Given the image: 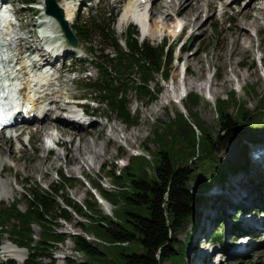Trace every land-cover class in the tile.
<instances>
[{"label": "rangeland", "instance_id": "1", "mask_svg": "<svg viewBox=\"0 0 264 264\" xmlns=\"http://www.w3.org/2000/svg\"><path fill=\"white\" fill-rule=\"evenodd\" d=\"M54 1L59 7L65 3V0ZM131 1L71 0L69 2L70 11L68 15L69 18L73 17V20L69 27L74 23L77 16L80 20H87L91 17H96L97 19L108 18L111 29L123 44L122 33L129 24H132L131 19L126 20L124 25L120 24L123 22L125 9L130 5ZM189 1H192L194 6L199 5L201 7V16L198 19H196V13L183 11L189 9ZM200 1H202L201 4L196 0H185L181 7V11L184 13L179 15V17L175 10V0H150L147 6L139 10L138 13L144 23L141 21L143 25L138 26L133 24L138 30L139 42L147 41L151 45L157 46L162 44L163 41L174 44L175 39L178 38V40L167 81H160L158 76L154 82L150 83L151 87H157L160 90L157 100L152 102L139 101L136 99L134 91L128 93V107L133 116L136 117L135 125L129 127L102 107L98 108V113H105V115L101 114L100 117L97 115V117L91 119L93 122L92 126L76 127L61 120H54L58 115L61 116V112L68 110L63 107L65 102L81 101L91 96V90L85 87L86 84H90L97 77L91 60L93 56H100L101 49L108 44H105L99 37L93 36V43L90 45V48L95 51L93 56L88 53L89 46L83 43H78L77 48H69L63 38L59 24L57 25L56 22L52 24V32L58 36L59 43L62 44H58L61 56L55 62L51 59L50 63H52L53 67L52 65H47V68L51 66V71L56 70L53 78L56 79L61 76L58 81L54 79L55 85L52 90L58 92L56 102H59V104L57 105L65 108V110H58L56 105H53L54 111L50 113L51 119H48L47 122L45 121L46 123L35 122L23 126L26 131L22 136V141H18L15 138L7 141V135L0 133V160L3 168L0 174V192L3 194L0 195V202L9 204L14 200L21 201L22 187L25 186L26 182L47 189L49 185L57 183L56 173H62L65 177L72 180L70 187L65 189V193L71 200L82 205L85 200H88V193L90 192L96 201V210H99L101 216L108 217L113 221L123 222L120 216V213H122L120 205L113 206L109 202L99 199V194L95 193L84 179L90 177L108 191H119V185L112 186L111 183L113 182L108 179L107 173L111 169L119 172L127 165L128 160L134 156L145 159L146 163L144 162L145 164L142 166V173L148 178L151 177L159 152L171 148L170 146L168 147V144H162L161 141L157 140L158 135L164 133L166 125L171 126L170 131L177 132L174 123L177 125L178 122L179 124L180 115L184 123L195 132V138L200 137L196 124L186 111V107H188L186 96L194 93L200 97L195 107L193 106L192 111L202 121V126L207 128L212 136L215 137L219 131L215 101L218 99L219 101H228L230 103L228 95L233 92L237 104L244 106V109L249 112L255 111L251 126L243 131L241 138L232 140L217 155V160L221 166L228 167L231 165L236 168V171L234 170L233 174L228 173L223 182L209 180V185L206 183L208 187L202 190L200 200L194 208L193 226L195 227L192 229L191 223H188L185 231L178 236V239L186 248V264H200L198 261L199 256L204 251L207 253L215 251L213 254L214 260L206 259L205 263L220 264V257H223L221 264H264V232L253 233L247 251L243 253L244 257H236L237 255H235L237 259L234 256L231 258L226 253L230 252V248L236 246V243H233L229 247L235 235V233L231 232L230 226L234 223V218L237 216L234 209L229 207L231 204L236 206L245 201L246 194L242 199V195L239 193L241 191L240 187H243L251 197L258 199V201L254 202L255 204L264 202V198H258L259 193L256 187L251 188L250 194L247 186L254 185L255 180H251L253 177L260 178L261 180L256 181H263L261 194L264 197V178L259 177V174L253 175L257 171L256 166L262 160L259 157L256 160L260 159V161L255 163L249 161L247 155L250 149L248 145L254 143L261 146L264 143V109L258 110L259 100L264 98V26L260 31L249 29L250 19L255 12L252 10L251 16L250 14L247 16L243 14L254 0H241L238 5L232 3L234 0H213L210 1L212 2L210 7H208L209 0ZM261 2L264 8V0ZM255 6L257 7V4ZM13 11L18 17V25L25 26L24 31L19 32V35L28 39L24 46L30 49H32L33 45V48L36 47L37 36L40 38V35L35 27L44 20L43 15L45 16L43 0H37L32 11L22 8L19 4L13 7ZM164 12H168L167 15H170V19L163 16L162 13ZM154 13L157 15L155 16ZM236 24L244 26L245 31L251 36L252 43L247 46L245 51L241 50L231 58V43L239 33L235 30ZM177 26H184L182 33L177 32ZM41 47L42 42L37 46L38 51L36 50L37 54L33 55L34 58L40 54ZM105 53H112L111 48H107ZM71 57L75 58L72 66L70 65ZM81 57L83 58L82 60H80ZM199 60L202 61V64H200ZM230 60H232V65ZM232 68L241 77L240 80L231 73ZM70 71H76V73L84 71V73L79 79H74L75 77L71 75ZM229 76L232 79L231 83H227ZM186 81H189L192 86L187 87L184 84ZM202 85L206 86V89L201 90L198 88V86ZM211 88L214 93H210L209 89ZM170 91H172L171 94L173 96L171 99H166ZM94 96L96 95L92 94V97ZM227 112L235 115L234 107L229 105ZM112 122L117 123L120 130H125L120 133L121 137L137 132V138L131 139L129 143L119 138L108 140L107 132ZM53 127L65 129L64 131L68 133V136H64V139H66L70 147L72 145L69 144V141L72 134H78L76 138L77 144L81 140L88 141L90 144L96 143V149L104 155V158L95 162L92 165L93 167L84 166L79 170L75 169V164L69 163L65 147L60 146L51 153H47L42 140L44 133L51 131L55 134V139L57 140H60L63 136ZM174 138L175 136L172 137L170 142L172 149H169L172 157L175 154L174 149L180 144L178 138L175 140ZM189 160L190 158H187L183 162H186L187 166L194 167L195 164H190ZM133 164L140 165L138 162ZM206 176L209 178L211 175L207 174ZM83 177L85 178L83 179ZM240 180L242 184L238 187L237 182ZM194 185H192L193 189L198 191V188ZM237 192L239 193L238 195ZM10 193L13 194L12 199L6 200L4 195ZM248 201H250V197L244 204H247ZM102 202H106L108 207L102 205ZM18 207L21 211H24L25 203L21 201ZM213 212L216 221L212 223V227H209L207 224L209 222V214L213 215ZM258 217L264 223V214L261 213ZM83 224L90 230L92 223L74 214H71L69 222H59L58 231L65 235L67 239L63 244H59L52 254L55 264H66L67 259L73 260L75 263L85 261L83 255L73 250V243L70 239L71 236L86 237L81 230V225ZM33 232L35 239H37L38 228L33 227ZM216 232L223 237L220 243L212 242V237ZM187 233L191 234L189 243L185 242ZM87 237L88 240L96 243V248L101 253V255H96V261H91L92 264H114L117 263L119 252L129 255L133 253L139 254L142 250V247L136 242L131 243L129 246L117 247L112 245L113 247H106L107 243L104 242L100 235L96 234V239L91 235ZM7 247L10 249L14 248L8 241H2L0 244V264L6 263L8 260L19 264L17 257L5 253V248ZM235 249L236 247L233 248V250ZM164 264L172 263L166 262Z\"/></svg>", "mask_w": 264, "mask_h": 264}, {"label": "trees", "instance_id": "2", "mask_svg": "<svg viewBox=\"0 0 264 264\" xmlns=\"http://www.w3.org/2000/svg\"><path fill=\"white\" fill-rule=\"evenodd\" d=\"M18 2L20 6L31 9L30 6L36 0ZM71 30L79 43L89 46V54L92 56L95 53L90 48L93 36L108 44L101 49L100 56H93L91 60L97 77L85 85L93 95H96L89 103L107 110L128 127L135 125L136 117L128 107V93L134 91L139 101L157 100L160 90L151 87L150 83L158 76L160 81H167L176 44L169 45L163 42L161 45L153 46L147 41L140 43L136 27L130 26L124 33L122 46L111 29L108 18L91 17L80 20L77 16ZM109 47L112 53L106 54ZM228 97L230 103L218 99L215 101L219 131L214 137L202 126V121L192 111L200 97L194 93L186 96L188 103L186 111L196 124L200 137L195 138V132L184 123L180 115L179 124L174 123L177 132L170 131L171 126L166 125L164 133L158 135L157 140L162 144H168V147H171L169 149H172L170 142L175 136L174 140L178 138L180 144L174 149L173 157L170 156L169 149L159 152L151 177L148 178L142 173V166L146 162L144 158L138 156L131 157L119 172L114 169L108 171V179L113 182L112 186L119 185V191H108L96 180L83 177L103 200L113 206L120 205L123 222L101 216L99 210H96V201L90 192L88 200L82 205L75 203L65 193L72 180L62 173H57V183L49 185L47 189L31 185L29 182L25 183L22 187L21 200L25 203L24 211L18 207L21 201L14 200L9 204L0 202V244L1 241L7 240L16 247L25 249L27 258L24 264H55L52 254L57 246L67 239L58 231V224L60 221L69 222L71 214H74L91 222L92 225L90 230L85 224L81 225L86 237H70L73 250L83 255L85 261L75 263L67 259L66 264H92L91 261H96V255L101 253L96 248V243L87 239L88 235L96 239V234L107 243L106 247L129 246L133 242L142 247L139 254L127 255L119 252L117 263L114 264L166 262L186 264V248L178 236L185 231L188 223H191L192 229L195 227L194 208L200 200L202 190L208 187L209 180L223 182L228 173L233 174L236 171L231 165L221 166L217 155L232 140L241 138L243 131L251 126L254 120L255 111L249 112L244 106L237 104L233 92H230ZM229 105L234 107L235 115L228 114ZM263 107L264 98H261L258 110L264 109ZM187 158H190V164H195L194 167L183 162ZM134 162L140 163L141 166L134 165ZM207 174L211 176L208 178ZM193 184L198 191L193 189ZM259 196L262 198L261 193ZM118 201L120 202L115 203ZM33 227L39 230L37 239ZM233 231L240 232L237 226L233 227ZM190 238L191 234L187 233L185 242L189 243ZM212 239L220 242L222 236L216 232ZM1 264L15 263L8 260Z\"/></svg>", "mask_w": 264, "mask_h": 264}, {"label": "bare ground", "instance_id": "3", "mask_svg": "<svg viewBox=\"0 0 264 264\" xmlns=\"http://www.w3.org/2000/svg\"><path fill=\"white\" fill-rule=\"evenodd\" d=\"M70 1L71 0H65V3L62 4V6L60 7L63 11L64 19L68 22V24H71L72 20H73V17L69 18V15H68L69 11H70V3H69ZM184 1L185 0H175V4H176L175 10H176L177 16L179 17V15L184 13L183 11H188V12L190 11V13H192V12L196 13V19H198L201 16V13H200L201 7L199 5L194 6L192 1L191 2L189 1L188 2L189 9L181 11V7H182ZM196 1L199 4L202 3V1H200V0H196ZM210 1H213V0L208 1V5H209L208 7H210V5L212 4V2H210ZM240 1L241 0H234V1H232V3L235 5H238ZM261 1L262 0H254L253 2H251L249 4L246 11L243 13L244 15L247 16L252 12V10H254V12H255L250 19L249 29H254V30L260 31L264 26V8H263V4ZM256 4H257V7L255 6ZM140 5H141V3H138L135 0H132L130 5L125 9V12L123 15V22L126 21L127 19H130V18L132 20L139 22V20L137 19V17H138L137 13H138V9H139ZM167 13L164 12L162 14H163V16H166L168 19H170V17H169L170 15H167ZM154 15H155V13H154ZM250 16H251V14H250ZM46 17L48 18L49 22L47 23L44 31H46V32L49 31L50 34H54L52 32L53 29L51 28V26L56 21L48 15H46ZM168 19H166V20H168ZM142 22H143V19H142ZM191 24H189V25H191ZM54 25L56 26V24H54ZM57 25H58V23H57ZM24 28H25V26L20 24V25H17V27L12 30L13 35L11 36V40H12L11 42L12 43L14 42L13 46H11L12 43H8V47H5V45H2V47H1V48H8V50L10 52L9 63L15 62L13 66L15 68H18L17 72L10 71L9 74L13 73L15 75V78H14L15 84L18 83L19 77L22 76V82H23V84H25V88H26V90L22 93V95H23L24 99L31 105L32 111L33 110L39 111V116L42 115V111L45 110V108H47L48 106L53 107V105H56V107H57L56 109L61 110L62 108L60 107V105H57V104H59V102L58 103L56 102L57 101L56 99L58 98V92H56V90H52V87L55 85V82H54L55 78L43 77L42 72H40L41 69L33 70V68H35L37 64H41L43 62V63H45V65H52V63H50L51 59L54 62L59 59V57L61 56V54L59 53L60 47L58 46L59 41L57 38L53 39L51 36L49 37L47 35H44L42 38H38V36H37L38 42L36 41L37 42V44H35L36 47L33 48V46H34L33 45L34 43H33L32 49H30L29 47L26 48V46H24V44L26 42H28V39L24 38L22 35H19V32L24 31L23 30ZM235 30L238 31L239 33L237 34L236 38L231 43V51H230L231 58L233 56L237 55L241 50L245 51L247 49V46H249L252 43L251 42L252 39H251L250 34L247 31H245L244 26L242 24H236ZM19 36H21V37H19ZM6 37H9V36H6ZM45 39L49 40L48 47L51 49V53L43 50L41 47L40 51H39L40 54L37 55L38 61H34L33 59L29 58L28 54L36 53L37 46L39 44H41V42L44 41ZM2 42H6V38L2 39ZM4 44H7V42ZM199 62H200V64H202L201 60H199ZM235 63H236V61H235ZM230 64L232 65V60H230ZM14 67H13V69H14ZM52 67H53V65H52ZM231 73L233 75H235L239 80L241 79V77L237 75V72L235 69L232 68ZM0 76H1V74H0ZM60 78H61V76L57 77L55 79V81L56 80L58 81ZM2 81H5V79H2ZM231 82H232V79L229 76L227 79V83H231ZM184 84L187 87L192 86V84L189 81L184 82ZM198 88L202 90V89H206V86L202 85V86H198ZM174 91H176V90H174ZM209 91H211L210 93H214L212 88L209 89ZM171 92L172 91H170L169 95H167L168 97L166 96V99L172 98L173 95L171 94ZM179 103H180V101H179ZM53 111H54V108H52V110L47 112L44 115L43 120L41 122H45V121L47 122L48 119H51L50 113ZM31 121H38V120L32 119ZM26 122H28V121H26ZM68 124L73 125L71 123H68ZM23 126H25V125H23ZM23 126H22V128H23ZM73 126L79 127L77 125H73ZM53 128L57 129V131L63 135L62 138H60V140L58 139V143L60 144V146L65 147V151H66L65 153L68 156V161H69V163L72 162L71 164H73V165L75 164V169L77 168V169L81 170L84 166L93 167L92 165L95 162L100 161L104 158V155L101 152H99V150L96 149L97 148L96 143L90 144L88 141H82L81 140V142L79 144H77L76 138H77L78 134H72L71 140L69 141V144L72 145L70 147L68 145V142L66 141V139H64V136H68V133H66L64 131L65 129H61L59 127H53ZM24 131H26V129H24ZM124 131H125L124 129L120 130L117 123L112 122L110 125V128L107 132L108 140H111L113 138H119L120 140H125L127 143H129L131 141V139L137 138V132H133V133H131V135L121 137L120 133H122ZM10 139H12V138L7 137V141H10ZM250 145L252 146V144H250ZM261 147H264V143L261 144ZM252 148H254L256 150L258 149L255 146H252ZM104 154H106V153H104ZM261 160H262V162L256 166L257 171H255V173L253 175L255 176V175L259 174V177L264 178V154L261 155ZM2 170H3L2 161L0 160V174H1ZM256 178H257V180H261L258 177H256ZM237 183H238V187H239L240 184H242V181L240 180ZM262 184H263V181L258 182V184H257L258 188H261ZM240 189H241V191L239 193H240V195H242V199H243L244 195L246 194L245 201L242 203V204H244V203H246V201L248 200L249 197L251 199V196L248 194L247 191H245V189L243 187H240ZM242 192H244V193L242 194ZM239 193L237 192V195ZM0 195H3V194H1V192H0ZM12 197H13L12 193H10L8 195H4V198L6 200H10V199H12ZM224 197H225V195H224ZM236 202H238V201H236ZM102 205H104L105 207H108V204L106 202H102ZM238 205H240V204H238ZM214 212H213V215L211 213L209 214V216H210L208 218L209 222L207 223L209 225V227H212L211 226V225H213L212 223H214L216 221V217L214 216ZM259 220H260V218L257 215H252L251 219H248L247 222L250 224L258 226L257 228L259 229V231L264 232V223L261 222L262 219L260 220V222H259ZM232 250H233V248H230V252H226L229 255V257H231V258L233 257V255H235L237 253V250H233V251ZM214 252L215 251H213L212 253H207L205 251L202 252V254L199 256V260H198L199 263L200 264H210V263H205L204 261H206V259L214 260L213 259ZM5 253L17 257L19 264H24V261L27 257V252H25V250L23 251V249L19 250V248H17L16 246H14V248H11V249L9 247L5 248ZM217 257H220V256H217ZM222 258L223 257H220V260H219L220 264H221Z\"/></svg>", "mask_w": 264, "mask_h": 264}, {"label": "water", "instance_id": "4", "mask_svg": "<svg viewBox=\"0 0 264 264\" xmlns=\"http://www.w3.org/2000/svg\"><path fill=\"white\" fill-rule=\"evenodd\" d=\"M44 4L46 14L54 17L59 22L69 44L75 47L77 41L70 31L67 21L64 19L63 11L56 5L54 0H44Z\"/></svg>", "mask_w": 264, "mask_h": 264}]
</instances>
